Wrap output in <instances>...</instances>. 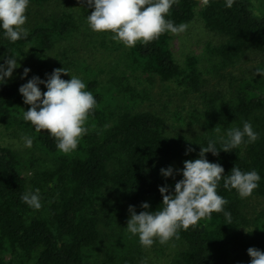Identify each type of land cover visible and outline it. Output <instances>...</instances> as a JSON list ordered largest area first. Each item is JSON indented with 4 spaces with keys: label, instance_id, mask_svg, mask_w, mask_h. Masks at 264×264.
Segmentation results:
<instances>
[{
    "label": "trees",
    "instance_id": "obj_1",
    "mask_svg": "<svg viewBox=\"0 0 264 264\" xmlns=\"http://www.w3.org/2000/svg\"><path fill=\"white\" fill-rule=\"evenodd\" d=\"M52 1L30 0L28 12ZM91 11L85 2L84 18ZM196 12L204 28L222 37L206 50L213 70L223 73L251 54L264 55V0H234L231 7H225V0H175L166 18L188 24ZM43 20L27 28L26 39L10 43L0 38V57L20 59L28 50L42 65L57 41L78 30L71 12L50 14ZM173 35L165 32L133 47L120 43L122 62L125 69L173 83L185 94L200 93L203 108L191 115L199 129L190 138L165 133L163 118L137 111L139 96L123 80L112 76L103 87L85 60H72L74 74L97 103L85 120L87 132L77 148L63 153L46 131L36 132L23 120L29 106L18 92L22 84L11 76L0 85V125L29 132L43 153L42 158L23 160L0 136V264H96L99 260L101 264H137L143 254L138 238L125 229L126 204L143 211L140 205L147 202L148 211H155L162 202L158 187L168 185L172 190L175 184L160 169L198 158L199 146H206L208 139L218 141L228 128L242 127V121L252 125L257 140L215 156L206 153L205 158L219 163L224 175L234 165L242 171L256 170L260 180L249 197L264 199V77L227 74L228 93L209 94L203 90L207 80L198 58L189 56L183 66L177 62L171 50ZM34 189H39V209L20 199L23 192ZM217 193L228 201L224 209L231 213V222L222 212H213L180 230L179 238L169 240L180 244L170 264H249V247L264 251V210L250 217L246 212L249 197L240 198L235 190L225 189L223 180Z\"/></svg>",
    "mask_w": 264,
    "mask_h": 264
},
{
    "label": "clouds",
    "instance_id": "obj_2",
    "mask_svg": "<svg viewBox=\"0 0 264 264\" xmlns=\"http://www.w3.org/2000/svg\"><path fill=\"white\" fill-rule=\"evenodd\" d=\"M30 0H0V38L8 42L26 39L28 29L25 27L26 8ZM92 9L85 16L88 28L95 33H109L111 39L133 47L137 42L146 44L160 34L168 32L180 34L188 25L176 24L167 19V14L175 0H85ZM234 0H225V7H231ZM0 85L11 78L13 70L19 67L13 56L0 57ZM18 65V66H17ZM24 68L21 78L29 73ZM256 74L264 77V67L258 66ZM69 75L63 67L53 69L41 80L33 76L18 88L23 103L28 109L23 111V120L30 122L34 131H46L54 138L56 148L69 153L77 148L79 139L86 134L85 120L97 101L91 91L86 90L84 81L69 75V80L61 78ZM46 91H41L40 85ZM217 131L219 129L217 128ZM258 133L248 121H242V127H231L218 141L208 139L206 146H199L198 158L184 160L183 168L176 173L182 178L175 182L174 188L168 185L158 187L162 202L155 211H148L149 204L140 205L143 211L138 214L129 206V217L126 231L138 238L143 248H150L154 242L163 245L173 238H179V231L195 225L200 219L210 217L213 212H222L225 219L231 222V213L224 209L228 201L217 193L218 182L223 180V187L235 190L240 198L249 197L258 187L260 180L256 170L242 171L234 165L229 174L224 175V168L216 162H209L206 153L218 155L219 151L230 152L242 143H253ZM217 142L220 148H217ZM33 138L25 135L19 141L13 140L17 148H31ZM164 178L173 177V168H161ZM20 199L31 208L41 207L39 189L25 191ZM228 225V224H227ZM249 264H264V251L255 247L247 249ZM143 264V261L141 262Z\"/></svg>",
    "mask_w": 264,
    "mask_h": 264
},
{
    "label": "rangeland",
    "instance_id": "obj_3",
    "mask_svg": "<svg viewBox=\"0 0 264 264\" xmlns=\"http://www.w3.org/2000/svg\"><path fill=\"white\" fill-rule=\"evenodd\" d=\"M84 3V0H54L48 5L33 7L30 12H28L30 6L26 9V28L31 29L36 23L44 22L43 19H48L50 14L71 12L75 16L78 30L70 38L57 41L45 55L42 65L39 63V59L32 56L31 51L26 50L20 59L17 60L19 67L13 70L12 77L20 84L26 83L33 76H38L41 80H44L46 79L45 74H51L53 69L61 67L66 69L71 76L75 75V71L70 67L69 63L72 60H85L91 71L95 72V77L100 80L103 87L108 85V81L112 76L123 80L133 94L139 96L137 105L135 104L137 111H148L163 118L165 133L171 135L183 133L188 138L198 133L199 126L196 122H193L191 115L203 108L200 93L185 94L182 89H179L173 83L163 82L158 77L150 74L125 69L122 62L124 47L120 46L119 42L113 41L111 34L95 33L88 28L82 13ZM187 25L188 28L185 32L173 35L171 50L181 66L185 64L186 58L189 56L198 58L203 78L207 80V82H204L205 88L203 90L209 94L219 92L225 95L228 93L227 74L248 76L255 73L256 67H263L264 55L255 53L243 58L235 67L223 73H218L213 70L214 67L211 66L207 58L208 53L206 50L209 44H218L222 37L204 28L198 12ZM24 68H28L30 71L22 79ZM69 75L62 74L61 78H70ZM40 86L43 85L41 84ZM25 135L31 136L29 132H24L17 127L7 130L0 125L2 140L19 153L23 160L30 161L42 158L43 153L37 148L34 141L31 148H17L12 144L13 140L19 141L20 137ZM172 168L174 178L168 177L167 180L176 182L181 178L176 173V170L182 169L183 166L176 164ZM30 175V172L27 171L26 178H29ZM247 205L246 212L250 217H253L259 211L264 210V199L251 196L247 200ZM129 206L130 204L127 203L124 209L127 212V217H129ZM134 210L137 214L141 211L136 207ZM179 246L180 244L170 241L163 245L154 242L147 249L141 246L143 258H139L137 264H141L142 261L143 264H170ZM113 250V245H110V251ZM6 259L9 260L11 258L6 256ZM96 264H101V260Z\"/></svg>",
    "mask_w": 264,
    "mask_h": 264
}]
</instances>
